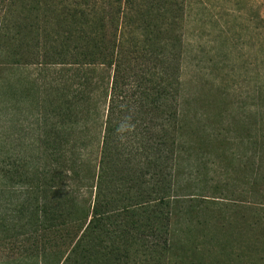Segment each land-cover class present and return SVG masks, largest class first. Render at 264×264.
<instances>
[{
    "label": "rangeland",
    "instance_id": "obj_1",
    "mask_svg": "<svg viewBox=\"0 0 264 264\" xmlns=\"http://www.w3.org/2000/svg\"><path fill=\"white\" fill-rule=\"evenodd\" d=\"M73 2L0 0V220L7 231L0 264H264V0H179L165 5L174 17L166 26L158 11L134 6L133 24L148 34L141 39L154 42L153 54L138 55L146 56L151 88L168 101L153 109L150 128L126 140L143 147L156 134L160 163L166 148L174 157V193L165 202L106 213L100 229L91 217L84 223L76 216L51 231L47 223L29 228L39 205L35 193L30 202L22 195L50 161L39 132L53 109L51 79L41 78L40 54L26 42L74 30L57 19L71 18ZM105 127L71 137L86 178L95 165L97 174L101 169ZM75 139L83 140L81 149ZM140 154L133 151L124 175L145 172L147 180L151 158ZM144 188L123 190L136 200ZM85 198L73 196L78 205ZM44 234L53 242L47 256ZM79 241L85 247L76 256ZM33 244L38 252L27 250Z\"/></svg>",
    "mask_w": 264,
    "mask_h": 264
},
{
    "label": "trees",
    "instance_id": "obj_2",
    "mask_svg": "<svg viewBox=\"0 0 264 264\" xmlns=\"http://www.w3.org/2000/svg\"><path fill=\"white\" fill-rule=\"evenodd\" d=\"M178 1L76 0L71 3L74 7L70 10L71 18L66 16L69 19L64 21L57 18L62 27L74 30L52 36L38 34L27 40L26 47H35L34 53L40 54L38 69L41 78L51 79L49 95L53 109L50 119L43 118L39 132V141L44 145L46 158L50 161L41 166L37 176L34 174L30 178L31 188H27L22 195L30 202L33 199H30L31 195L35 193L39 205L33 217L35 220L30 221L29 228H35L32 231L47 224L51 231L57 223L67 222L74 216L84 223L91 217L90 225L100 229L104 227L102 215L106 213L119 208L130 209L146 201L165 202L173 195L174 157L169 149L164 151L166 162L160 163L159 153L153 151L160 146L154 132L143 147L135 145L133 149L126 139L138 128H150L155 120L153 109L168 101L163 94L157 95L151 88L154 79L148 73L149 65L141 62L146 56L138 54L146 51L153 54L154 49H149L153 48L154 42L141 39L148 34L142 25L133 24L131 9L142 4L158 11L162 16V25L166 26L174 17L168 15L165 5L177 4ZM129 54H132L131 60ZM157 57L165 60L162 55ZM136 60L139 62L137 67L129 66L131 61ZM98 125L106 126L101 169L97 174L98 167L95 165V172L86 178L83 156L74 155L76 146H72L71 137L78 129L83 134ZM76 143L79 149L84 146L82 139L76 140ZM141 150L147 153L148 161L151 158L148 162L152 168L148 171L151 177L147 180L145 172L135 178L125 176L130 169L126 167L133 158V151H136L135 156L142 158ZM5 174L3 177L7 178ZM143 186L145 191L136 200L123 190L125 187L140 190ZM79 192L88 199L78 205L73 196ZM11 219L17 223L19 218ZM18 226L14 229L17 230ZM5 227L0 220L2 238L7 233ZM44 237L47 239L40 247L43 255L47 256L53 242L48 241L47 234ZM149 240L146 241L147 247H154V241ZM29 246V252L40 249L37 244ZM84 247L83 241L74 246L76 256H81ZM92 250L96 256L97 249L94 247ZM78 263L79 260L76 261Z\"/></svg>",
    "mask_w": 264,
    "mask_h": 264
}]
</instances>
